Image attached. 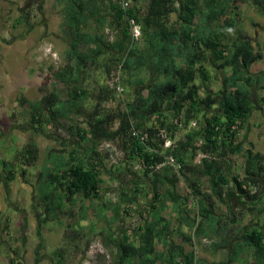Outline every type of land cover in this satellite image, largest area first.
<instances>
[{
    "label": "trees",
    "instance_id": "1",
    "mask_svg": "<svg viewBox=\"0 0 264 264\" xmlns=\"http://www.w3.org/2000/svg\"><path fill=\"white\" fill-rule=\"evenodd\" d=\"M121 1L55 0L66 42L62 64L50 69L49 92L20 100L28 106L23 126L30 138L6 180L17 174L14 163L20 178L38 165L34 138L42 136L61 148L44 149L33 210L45 209L65 228L72 252L89 241L82 223L92 210L114 264H264V156L247 141V121L258 108L253 90L264 89V71L249 72L262 56L234 29L239 4L264 14V0H129L128 8ZM27 19L23 14L15 25ZM131 21L140 29L137 40ZM118 85L128 98L117 100ZM60 129L66 135L58 142ZM103 142L115 146L117 160L101 153ZM198 151L205 156L200 165ZM167 157L178 172L163 164ZM110 179L111 195L104 188ZM225 192L243 198L252 215L246 226L237 228L240 211L217 213ZM205 242L213 254L226 249L227 258H199L196 246ZM65 251L58 249L52 264H65ZM245 253L250 259L241 258Z\"/></svg>",
    "mask_w": 264,
    "mask_h": 264
},
{
    "label": "rangeland",
    "instance_id": "2",
    "mask_svg": "<svg viewBox=\"0 0 264 264\" xmlns=\"http://www.w3.org/2000/svg\"><path fill=\"white\" fill-rule=\"evenodd\" d=\"M144 5L143 2L139 3L143 8ZM240 6H244L245 11L238 13L239 9L236 10L239 14L236 31L248 32L252 36L256 32L251 25L252 7L246 4ZM61 9L62 6L55 0H0V168L2 160L8 163L3 171L0 169V264H8L10 258L19 264H34L35 257L39 258L37 264H52L55 252L62 247L66 249L65 264H114L113 254L102 246V224L95 220L92 210L87 214L88 221L82 223L89 241L87 244L79 243V254L72 252L65 238V228L61 224L52 220L45 209L33 210L32 205L36 200L34 174L41 165L45 147L61 148L57 142L42 136L34 138L41 154L38 165L27 168V176L20 178V165L14 163L12 166L17 168V174L12 180H6L10 161L14 160L17 149L19 151L30 138L23 126L28 106L21 105L20 100H35L49 92L52 80L50 69L62 64L66 42L60 27ZM23 14L28 15L27 23L22 21L15 25V19ZM261 19L264 20V14ZM171 20H175V15H171ZM88 30H91L90 26ZM106 34H110L108 30L104 31ZM108 38L113 37L110 34ZM102 81L100 79V83ZM106 83L112 85L111 81ZM210 87L212 90L218 89V82L212 80ZM121 88L123 90L115 95L118 101L128 98L130 92L126 86ZM257 96L264 99V90L255 88L253 98L258 99ZM247 126V141L253 144L254 151L264 155V107L250 115ZM58 133L60 136L56 137L59 142L66 134L64 129ZM63 142L66 147L71 145L66 140ZM99 149L102 154L109 153L111 161L120 157L115 146L110 143H101ZM237 159L240 162L241 157ZM104 179L109 178L105 176ZM104 188L111 195L116 186L110 179ZM179 191L183 193L182 189ZM84 203L88 205V202ZM90 225H93L92 231L87 228ZM39 245L38 254L35 255ZM203 245L200 253L207 259L211 250L210 242Z\"/></svg>",
    "mask_w": 264,
    "mask_h": 264
},
{
    "label": "crops",
    "instance_id": "3",
    "mask_svg": "<svg viewBox=\"0 0 264 264\" xmlns=\"http://www.w3.org/2000/svg\"><path fill=\"white\" fill-rule=\"evenodd\" d=\"M240 5H242V4H240ZM238 9H237L238 13L245 11L244 6H240ZM250 11H251V15L253 16V18L251 19V21L253 20L251 25L253 27H255L256 32H254V34L252 35L253 37L248 32H243V33L241 32V34L248 37V39L251 41V45L254 49V52L259 53L262 56V58L260 60L256 61L255 63H253L250 66L249 72L260 73V72L264 71V27L261 26V24L264 25V22H263L264 20L261 19V15H263V13L259 12V10L253 6L250 9ZM238 17H239V14L237 15V17H235V22H234V24H235L234 29L235 30L238 28V25H236L238 23L237 22ZM251 21H249V22H251ZM258 30H262L263 32H257ZM257 98H258V96H257ZM253 101H254L255 105H257V107H258L257 110H262V108L264 107V99H261V97H259L258 99L253 98ZM257 110L254 109L253 112L257 111ZM260 154H262V153H260ZM237 158H235L236 163L242 164L243 163L242 157H241L240 162H238ZM203 183H204L203 189H207V187H208L207 182L205 180H203ZM227 193L228 192L223 193L222 198L218 200L217 209H216L217 213L220 215H227L228 210H229L228 207H230L231 210L235 213H239V211H240L243 213V215H242V217L239 218L241 221H240V224L237 226V228H241L243 226H246L249 223L252 215L249 212L245 211V205H243L241 202L243 198H239V196L236 195L234 192L230 193V194H227ZM203 246L204 245L196 246V253H197V256L199 258H203L204 261L209 262V263H218V262L224 261V259L227 258V256H226L227 250L224 248H220V250L215 252L214 254L210 251L209 257H207V259H206V257H202V254L200 253V249ZM249 257L250 256H247L246 253L241 255V258L247 259ZM240 264H243V262H241Z\"/></svg>",
    "mask_w": 264,
    "mask_h": 264
},
{
    "label": "built area",
    "instance_id": "4",
    "mask_svg": "<svg viewBox=\"0 0 264 264\" xmlns=\"http://www.w3.org/2000/svg\"><path fill=\"white\" fill-rule=\"evenodd\" d=\"M121 5H122V8H128V7H130V2H129V0H122L121 1ZM130 25H131V27H130V34H131V36H132L133 39L137 40L140 37V29L132 21L130 22ZM112 84H113V82H112ZM121 91H122V88H121L120 85H118L116 87V92L117 93H120ZM195 126H196V123L194 121H191L190 122V127H195ZM170 145H171V142L169 140L165 141V143H164V147L165 148H168ZM204 157L205 156L200 151H198L195 154L194 163L196 165H200L201 164V161H202V159ZM163 164H168V165L172 166L175 172H178L179 171V168L180 167H179V165H177L175 163V161H174V159L172 157H167V159L165 160V162ZM180 186H183V184L180 183ZM248 189H251V187L249 186Z\"/></svg>",
    "mask_w": 264,
    "mask_h": 264
},
{
    "label": "bare ground",
    "instance_id": "5",
    "mask_svg": "<svg viewBox=\"0 0 264 264\" xmlns=\"http://www.w3.org/2000/svg\"><path fill=\"white\" fill-rule=\"evenodd\" d=\"M186 186V185H185ZM256 193H257V191H256ZM191 195V194H190Z\"/></svg>",
    "mask_w": 264,
    "mask_h": 264
}]
</instances>
